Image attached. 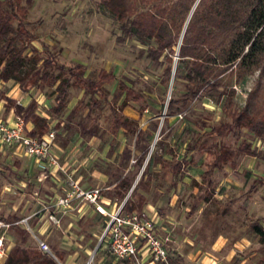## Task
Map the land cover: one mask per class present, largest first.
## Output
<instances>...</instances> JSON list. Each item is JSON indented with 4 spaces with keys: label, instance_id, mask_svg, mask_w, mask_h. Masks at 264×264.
I'll list each match as a JSON object with an SVG mask.
<instances>
[{
    "label": "rangeland",
    "instance_id": "rangeland-1",
    "mask_svg": "<svg viewBox=\"0 0 264 264\" xmlns=\"http://www.w3.org/2000/svg\"><path fill=\"white\" fill-rule=\"evenodd\" d=\"M134 1L140 11L163 3L161 0L147 4ZM21 4L27 8V28L36 37L28 44L26 56H32L33 49L40 52L45 47L60 63L82 65L84 75L91 80H96L101 69L112 72L116 79L104 84L101 92L95 94L71 85L66 105L59 113L52 111L56 104L54 86L39 84L28 94L29 100L43 98V102H37V112L47 119L49 131L54 132L52 149L60 164H65L67 174L58 170L43 178L39 160L26 156L21 146L3 145L0 186L10 184L11 190L5 192V188H1L0 197L13 198L21 193L14 187L19 186L16 181L22 178H29L32 185L40 184V191L54 186L59 192L69 174L85 187L112 186L104 194L116 207L125 198L136 201L138 196H143L144 206L147 205L145 209L143 206V214L160 229L162 237L169 238L166 245L171 264H264V241L252 230L253 224L264 230V140L255 141L245 129L224 130L221 137L216 133L208 136L212 145L221 140L234 149L246 140L259 152L255 157L237 155L234 165L227 164L216 170L211 176L212 188L202 182V173L211 160L205 153L187 154L185 160L192 161L183 164L177 174L162 168L163 160L176 163L183 157L188 143L229 121L222 114L221 104L203 94L183 106L178 105L173 115L166 114L170 98L185 91V81L176 78V67L182 33L190 16L173 54L171 74L165 76L167 62L163 56L151 61L141 52L144 46L136 40L118 41L119 22L100 0H21ZM13 24L16 26L17 22ZM245 79L243 94L233 86L237 104L246 102L259 79L261 86L252 100L264 107V71L259 75V70H254ZM225 80L233 79L225 76ZM119 81L139 93L142 100L130 101L121 107L124 95L118 90ZM15 85L13 81L7 88L0 82V96L11 93ZM114 109L135 120L138 129L144 131L140 143H136L135 134L123 130L116 137L112 136L109 126ZM15 116L4 103L0 106L1 123L6 124ZM30 123H26L28 127ZM142 145H149V151L140 164ZM124 148L130 150L126 158L121 154ZM150 157L147 177L139 183ZM24 167L29 168L27 175L23 174ZM124 177L132 179L134 187L139 183V189L132 194L131 186L120 198L116 184ZM29 189L25 188L26 195ZM71 217L63 216L59 226L53 225L55 229L49 236L34 232L46 242L50 253H45L57 264H155L144 249L140 250L137 262L117 260L111 254L107 237L104 238L106 228L113 221L111 216L95 214L79 221ZM22 230L27 232L25 241L20 242L16 237H22L14 233L9 245L38 249L33 234L25 228ZM57 251L64 253L63 262L55 256Z\"/></svg>",
    "mask_w": 264,
    "mask_h": 264
},
{
    "label": "trees",
    "instance_id": "trees-1",
    "mask_svg": "<svg viewBox=\"0 0 264 264\" xmlns=\"http://www.w3.org/2000/svg\"><path fill=\"white\" fill-rule=\"evenodd\" d=\"M156 0H139L144 4ZM163 3L152 4L146 11H140L134 0H100L105 9L119 22L120 35L118 41L131 38L144 46L141 50L146 58L157 61L164 57L167 62L164 74L170 76L173 65V54L178 46L184 24L189 17L182 33L178 49V66L176 78L185 81V91L178 96H172L166 106V114H174L178 105L198 98L201 94L209 99H215L221 104L222 114L229 121L212 127L187 144L183 157L176 163L163 160L164 169H170L173 174L181 171L183 164L192 161L185 160V156L193 151L207 154L211 160L207 162L202 173V182L212 188L211 176L216 170L225 165H234L237 155L255 157L259 152L250 142L243 140L236 149L221 140L212 145L208 136L216 133L221 137L224 130L245 129L253 137L264 139V107L255 106L249 98L243 105L235 101V88L245 77L254 70L259 75L264 71V0H161ZM27 8L21 0H0V80H13L19 85L23 93L39 84L54 86L55 106L52 111L59 113L66 105L68 88L73 85L90 94L101 92L102 86L116 79L112 72L101 69L96 80L84 75V68L80 64L65 65L58 62L47 48L39 52L33 49L32 56H26L28 44L35 40L27 28L25 15ZM17 24L14 26L13 22ZM18 40H23L17 45ZM184 63V66H180ZM184 70V71H183ZM228 76L230 81L225 80ZM261 85L256 80L248 97L257 92ZM118 90L124 95L121 107L130 101L139 102L142 96L123 81L118 82ZM6 109H12L16 116L24 123L29 121L33 128L29 134L40 137L48 132L50 127L47 119L37 112V101L32 99L27 106L12 98L0 96ZM166 120V119H165ZM109 130L116 137L120 130L128 134H135L136 143L143 139L144 131L138 129L137 122L130 119L116 109L112 112ZM209 134V135H208ZM160 146V145H159ZM139 162L145 160L149 145H142ZM161 147V146H160ZM122 157L130 155V150L123 149ZM151 164L149 158L141 174L139 183L147 177V169ZM132 179L124 177L116 184L120 198L124 197L132 186ZM139 183L132 189V194L139 189ZM145 199L138 196L136 201L130 198L125 203V210H136L143 214ZM14 222L15 220H9ZM17 234L25 241V230L14 226ZM252 230L264 241V230L257 224ZM55 256L63 262V252H55ZM3 264H57L46 253L36 247L12 246Z\"/></svg>",
    "mask_w": 264,
    "mask_h": 264
},
{
    "label": "built area",
    "instance_id": "built-area-1",
    "mask_svg": "<svg viewBox=\"0 0 264 264\" xmlns=\"http://www.w3.org/2000/svg\"><path fill=\"white\" fill-rule=\"evenodd\" d=\"M31 129L18 116L6 124L0 121V147L21 146L26 156L40 161L43 178L49 176L50 172L58 170L67 174L65 164H60L59 157L52 149L55 140L54 132L48 131L37 137L29 134ZM111 188L112 186L85 187L79 180L68 174L63 193L50 197L44 205L47 219L51 224L59 226L61 218L69 212H75L78 218H83L90 212L104 217L111 216L113 221L106 228L104 238L107 237L109 250L117 260L134 259L137 262L140 250L144 249L150 253L155 264H171L166 245L169 238L162 237L160 229L144 214L140 215L135 210L126 211L124 206L127 198L119 207L113 206L115 204L110 202L104 194V191ZM108 207H111V210H108ZM28 220L29 217H25L10 222L0 218V257L7 254L6 234L16 225L33 234L40 251L50 253L46 242L33 233Z\"/></svg>",
    "mask_w": 264,
    "mask_h": 264
},
{
    "label": "crops",
    "instance_id": "crops-1",
    "mask_svg": "<svg viewBox=\"0 0 264 264\" xmlns=\"http://www.w3.org/2000/svg\"><path fill=\"white\" fill-rule=\"evenodd\" d=\"M257 80V79H256ZM1 85H5L7 88L11 86V83L13 82V80H9V81H1ZM261 82V81H260ZM16 83V82H15ZM246 79L242 80L240 82V84L238 86H235L237 88H239V92L241 94H243V86L246 85ZM261 86V85H260ZM260 88V87H259ZM35 90V87L30 89V91L28 93H23L21 91V89L19 88V85L16 83L15 87L12 89L11 93H6L4 96L8 97V98H12L14 100H19L20 104L27 106L28 103L34 99L37 102H43V98H32L29 100V93H33ZM241 90V91H240ZM254 94H257L254 93ZM252 94L251 97H249V102H254L253 104L255 106H260L257 101H253L252 100V96L254 95ZM27 99V100H26ZM251 100V101H250ZM4 101L0 100V106H3ZM12 113V112H11ZM39 114V113H38ZM13 115V113H12ZM10 116V115H9ZM11 119L10 117L8 118V120ZM31 127L29 128H33V124L30 123ZM247 131V130H246ZM252 136V135H251ZM253 137V136H252ZM255 141H261V139L255 138ZM264 140V139H263ZM0 149H2L0 147ZM0 152H2L0 150ZM23 174L27 175V173H29V168H23L22 169ZM50 179L52 180V178L50 177ZM29 178H22L21 180L16 181L18 183L19 186H16L14 188L18 189L21 193H19L16 197L13 198H4V197H0V218L4 219L6 221L9 220H15L18 221L22 218L25 217H29L28 222H30V228L33 230L34 232H37L38 235L43 236L45 233H47L46 235L49 236L50 233L52 232V230H54V224L50 225L51 222L47 219V213L45 211L44 205L46 204L47 200L55 195H59L63 193L64 190V186H62L61 190L58 192L56 191V189L54 188V186H50L49 190H45V191H40V187L37 183H34L33 185L31 184L32 182H29ZM42 185V184H41ZM30 187V193L28 195H26L24 192L25 188ZM1 188H5V192L6 189H10L11 190V185L4 183L2 186H0V190ZM12 191H9V193H11ZM26 196H28L26 198ZM44 197V198H43ZM147 207L144 206V209ZM111 207H108V210ZM111 210V209H110ZM96 213L90 212L88 213L86 216H84L83 218H78L77 214L75 212H69L67 213L64 217H71L70 215H72L73 217H71L72 220L74 221H79L82 220L84 218H89L94 216ZM19 228L23 229V227L18 226ZM14 233L16 234L15 236H17V233L14 229V227L6 234V241H7V253L9 251V249L14 246L13 244L10 246V241L14 238ZM20 242H22V239L20 237H16ZM40 238V237H39ZM44 241V240H43ZM37 246V244H36ZM7 254L4 257H0V264H3L5 261Z\"/></svg>",
    "mask_w": 264,
    "mask_h": 264
},
{
    "label": "water",
    "instance_id": "water-1",
    "mask_svg": "<svg viewBox=\"0 0 264 264\" xmlns=\"http://www.w3.org/2000/svg\"><path fill=\"white\" fill-rule=\"evenodd\" d=\"M134 188V186H132L131 190Z\"/></svg>",
    "mask_w": 264,
    "mask_h": 264
}]
</instances>
